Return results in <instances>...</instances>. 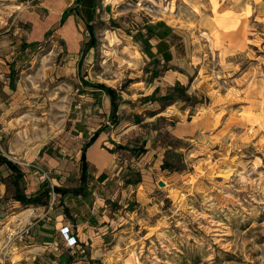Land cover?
Returning a JSON list of instances; mask_svg holds the SVG:
<instances>
[{"label":"rangeland","instance_id":"1","mask_svg":"<svg viewBox=\"0 0 264 264\" xmlns=\"http://www.w3.org/2000/svg\"><path fill=\"white\" fill-rule=\"evenodd\" d=\"M95 136L120 174L87 162L88 196L62 200ZM0 155L58 163L20 166L29 197L51 192L52 246L16 264H264V0H0ZM12 182L0 167V220Z\"/></svg>","mask_w":264,"mask_h":264},{"label":"crops","instance_id":"2","mask_svg":"<svg viewBox=\"0 0 264 264\" xmlns=\"http://www.w3.org/2000/svg\"><path fill=\"white\" fill-rule=\"evenodd\" d=\"M159 42L160 41H158V43ZM165 42H167V41L165 40ZM153 44H154V50H153L154 52L153 53L157 58L160 57V59H162L163 56H166L167 51H160L159 54H157L158 53V49H157L158 44H157V42H153ZM173 50H174V48L170 45L169 51H170V54L172 56H173ZM123 52L125 53V55H127L129 60H131V61L141 62L144 60L143 57H145V54L142 53V50L138 45L137 46L136 45L135 46L130 45L129 49L125 48V50H123ZM163 62H165V61L163 60ZM112 88L116 89L114 86ZM108 104H109V112H110V110H112V104L110 102L109 97H108ZM101 145H102V139H98L92 145H90V147L86 153V158H87V162L89 164L91 162L93 165L97 166V169H99V171L101 173L100 180H103L102 184H104L109 180V178L106 177V175L109 174L108 172H106L107 170H109L110 168H113V176L116 177L120 174L121 168L116 173L117 164L119 163L117 160V157H116V152L112 151V154H111L108 151L103 150ZM81 156H82V153H81L80 157L78 156V160H81ZM38 160H39L38 164L40 163L39 165H41V164L44 165L47 169L49 168L50 171H52L58 165V163H56L54 160L48 159V157L47 158L42 157ZM29 163H33V162H29ZM34 163H36V162H34ZM14 164L18 165V168H20V169H21L20 166H23V164L21 162L14 163ZM28 171H30V170H28ZM23 172L25 173L26 171L23 170ZM35 185H37V184L34 183L33 186H35ZM67 198H70V197H65L63 199L66 200ZM72 199H71V201H73ZM75 200L76 201L79 200L78 202H81L82 198L78 197V199H75ZM15 204L16 205H14L13 208H16V210L18 211V213L16 214L17 216L11 217V216L7 215L8 213L7 214L5 213L6 218L3 220H0V226L2 225L4 227L3 231H6V229H13L17 233H20L23 231V235H20V240L16 244V253L21 252V251H23L24 253L32 252V251H30V249L35 248L34 247L35 245L38 248L41 247L42 245H40V243H43V245L45 246L44 249H46V250L49 249L47 247L52 246V244H51L52 238L50 235L51 230L48 229V224H47L50 222L49 221L50 219L45 220L46 223H44L43 226H40L39 224L42 223L41 221L45 217L43 215L35 213V211L39 210L40 207L39 208L33 207L36 209H34V211L32 213H26V212H22L23 210L19 211L18 205L20 206L21 205L20 203H15ZM22 208H24V207H22ZM7 216H9L10 218ZM14 219H16V220H14ZM16 224H17V226H16ZM26 224H29V225H26ZM39 229H41V231H39ZM45 231H48V233H46ZM33 232H34V234H32ZM35 240L38 244L31 246V243H33V241H35ZM69 251L71 252V250H69ZM47 255H49V254H47ZM29 258H31V257L27 256V258L24 257L22 260L26 261ZM22 260L17 261V262L21 263Z\"/></svg>","mask_w":264,"mask_h":264},{"label":"trees","instance_id":"3","mask_svg":"<svg viewBox=\"0 0 264 264\" xmlns=\"http://www.w3.org/2000/svg\"><path fill=\"white\" fill-rule=\"evenodd\" d=\"M66 21L65 16L63 15L61 23L64 24ZM93 87H99V89H104L107 93L108 96H110L112 104H113V109L116 111L117 107L115 106V100H116V91L110 88H106L105 86H94ZM180 88H177L176 90H179ZM182 95V94H180ZM176 97L175 95H170V99H174ZM114 111V112H115ZM113 122H118L117 119H115ZM140 123V122H139ZM138 123V124H139ZM116 124V123H115ZM97 137L95 136L90 143H88L82 153L81 157V162H82V168H81V185L77 187V189H67V188H54L53 192L57 195H59L62 199L65 197H70V198H75L77 199L78 197L81 198H86L88 196V191H87V183H88V163L86 161V151L89 149L90 145H92L96 141ZM119 149L122 148L121 146L118 147ZM136 152V150H134ZM133 151V152H134ZM140 151H138V156H141ZM7 166L8 169L11 172V179L13 180V187L15 188V197L14 201L16 203H20L23 207H33L34 205L44 207L45 205L42 203V197H50V191L44 192V194L40 196H34V197H29L25 192L24 189L21 188V182H24V173H22V170L18 168L16 164H14L12 161H10L8 158L5 156L3 157L0 155V167ZM135 177L134 179H130L128 175L125 177V184L127 186L134 187L138 186L142 182L141 175H139L138 172L133 174ZM64 213L66 216H70V211L69 208H65Z\"/></svg>","mask_w":264,"mask_h":264},{"label":"built area","instance_id":"4","mask_svg":"<svg viewBox=\"0 0 264 264\" xmlns=\"http://www.w3.org/2000/svg\"><path fill=\"white\" fill-rule=\"evenodd\" d=\"M23 165L26 166L29 170H36V173L39 174V178L41 180L47 181L48 179H50L48 178L47 172L42 168L41 165L34 162L24 163ZM3 228H1L0 226V264H16L12 261V258L16 254V244L20 240V235H23V231L20 233H17L13 229H6V231H3ZM68 232L69 229L67 227H64L62 229L63 236L64 234H66L68 240H71L73 242V245H75V239L70 238Z\"/></svg>","mask_w":264,"mask_h":264},{"label":"water","instance_id":"5","mask_svg":"<svg viewBox=\"0 0 264 264\" xmlns=\"http://www.w3.org/2000/svg\"><path fill=\"white\" fill-rule=\"evenodd\" d=\"M165 186V184H163V183H160V187H164Z\"/></svg>","mask_w":264,"mask_h":264}]
</instances>
